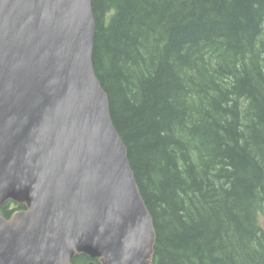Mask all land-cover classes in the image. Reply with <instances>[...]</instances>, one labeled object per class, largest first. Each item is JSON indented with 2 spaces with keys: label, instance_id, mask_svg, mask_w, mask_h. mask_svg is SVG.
Instances as JSON below:
<instances>
[{
  "label": "trees",
  "instance_id": "obj_1",
  "mask_svg": "<svg viewBox=\"0 0 264 264\" xmlns=\"http://www.w3.org/2000/svg\"><path fill=\"white\" fill-rule=\"evenodd\" d=\"M91 6L93 68L152 216L151 264H264V0Z\"/></svg>",
  "mask_w": 264,
  "mask_h": 264
},
{
  "label": "water",
  "instance_id": "obj_2",
  "mask_svg": "<svg viewBox=\"0 0 264 264\" xmlns=\"http://www.w3.org/2000/svg\"><path fill=\"white\" fill-rule=\"evenodd\" d=\"M91 0H0V264H151L155 230L92 56Z\"/></svg>",
  "mask_w": 264,
  "mask_h": 264
}]
</instances>
